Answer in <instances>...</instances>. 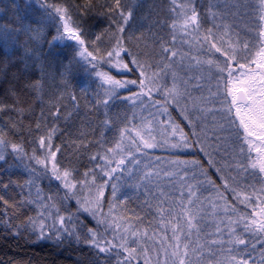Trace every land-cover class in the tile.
I'll return each instance as SVG.
<instances>
[{
	"label": "trees",
	"instance_id": "trees-1",
	"mask_svg": "<svg viewBox=\"0 0 264 264\" xmlns=\"http://www.w3.org/2000/svg\"><path fill=\"white\" fill-rule=\"evenodd\" d=\"M41 1L43 7L31 0H21L19 4L15 0H0V34L7 32L9 36L7 44L0 39V135L8 145L20 144L29 153L33 148H40L39 137H47L49 130L55 128L51 144L55 151L59 148L57 164L61 169H68L80 185L85 181V185L104 182L100 175L105 157L109 159L112 153L108 150L120 142L121 153H130L132 160L139 155L138 161L144 163L145 168L161 172L159 179L143 180L142 172L129 177L132 184L144 181L138 190L146 188V191L137 194L127 191L118 198L115 203L123 208L124 217L130 219L133 226L142 224L162 234L158 208L166 210L164 216L169 220L172 216L183 218L181 209L187 207L185 200L190 196L185 186L189 185L196 201L189 208L198 212L197 223L205 228V218H213L214 212L199 204L201 201L214 203L224 198L234 202L232 189L237 191V188L226 186L224 181L237 170L234 166L240 162L237 161L240 142L236 140V130L225 119L224 82L207 63L212 59L223 67L222 54L210 52V44L204 38L202 42L195 36L183 38L181 25L184 16L191 15V8H195L203 27L201 33H205L210 25V13L217 15L220 9V17L228 16L232 38L240 40L241 45L247 42L249 48L254 49L257 21L252 4L249 0H119L120 9L125 13L132 10V18L120 33L118 26L122 18L116 0ZM227 1L226 6L230 4L231 9L224 11ZM45 4L67 9L70 23L80 29L83 47L94 56L110 50L122 38L124 47L130 49L132 55L151 65L150 73H158L153 89L159 90L152 92L149 98L145 89L139 99H133V93L141 92L139 81L142 79L134 65L129 64L130 72L117 71L103 63L94 69L78 55L81 48L77 42L53 40L57 36L55 24L58 22L49 20L47 13L53 9ZM237 15L243 17L241 22ZM174 22L176 27L172 26ZM213 38L218 40L215 34ZM173 51L175 56H172ZM130 58L124 56L125 62ZM97 71L111 73L121 81L136 80L137 84L117 89L108 99L105 90L109 86L96 75ZM173 83L181 92L177 102L164 91ZM105 99H108L107 105L98 103ZM170 125L182 130L190 147L183 146L179 131L175 135L171 133ZM125 129L122 139L121 132ZM136 131L144 138L149 137V133L154 137L158 146L154 153L143 146ZM172 143L181 146L175 149ZM143 155L156 160L149 163L148 158L144 161L146 156ZM173 158L182 161L185 167H173ZM14 161L15 166L9 167ZM36 165L23 167L10 155L0 162V264H100L85 251L94 255L90 243H83L84 248L78 253L61 240L53 242L38 233L32 222H35L37 204L31 203L29 198L35 187L31 176L37 174ZM139 165L136 161L137 168ZM203 170L208 172L204 181L199 182V177L204 176ZM207 181L212 182L210 187L206 186ZM36 186L41 192L47 188L43 180H36ZM78 197L68 200L61 211L67 218L66 223L76 225V230L79 229L76 221L81 216H77ZM238 208L247 219L254 216L246 207ZM205 232L209 236L207 230ZM210 234L216 235L215 228L210 229ZM84 235L80 239H87Z\"/></svg>",
	"mask_w": 264,
	"mask_h": 264
},
{
	"label": "rangeland",
	"instance_id": "rangeland-1",
	"mask_svg": "<svg viewBox=\"0 0 264 264\" xmlns=\"http://www.w3.org/2000/svg\"><path fill=\"white\" fill-rule=\"evenodd\" d=\"M35 1V4H38L40 7H43L41 0H31ZM249 2L252 4V9L255 11V19L257 21V29L254 31L255 36H253L254 40H256L257 45L254 48V52H259L261 48H264V35H260L261 32H264V0H249ZM225 4L224 11L227 9H231L230 4ZM208 9L212 11L211 7L209 6ZM234 11L237 13L238 10L233 8ZM198 11V10H197ZM52 14L56 17V21L58 23L55 24L56 29L60 28L62 31V23L63 21L59 18V14L52 12ZM221 10L219 9L218 14L214 15L213 13H210L209 17V23L210 25L206 27V32H203L202 28L199 23V27L194 28L192 25H189L187 29L181 27V36L183 38H186V36L190 37H199V42H202V39L208 35V30H212V36L211 41L216 43L217 47H220L224 50H227L228 42L231 41L232 43H237L236 40L232 38V30L231 26L228 22L227 15H224L220 17ZM66 15V13H65ZM213 15V16H212ZM190 16V15H188ZM48 17V15H47ZM236 18L241 22L243 20V17L237 15ZM183 22V21H182ZM69 24L72 26L69 20ZM73 27V26H72ZM253 32V33H254ZM213 34L218 36V40L215 41L213 38ZM58 35V32H57ZM221 37H223V40H221ZM209 41H207L208 43ZM239 43H242L239 40ZM81 51V49H80ZM222 54V53H220ZM123 55V53H122ZM223 56V55H222ZM255 58V57H254ZM225 60V57H223ZM243 60H240V63L247 64L249 67L255 68V64H249V62H242ZM231 67L235 69L233 72V76H237L240 72V69L237 66L236 61L231 62ZM111 75V73H108ZM157 85V83H156ZM157 90L153 89L152 92H156ZM152 92L151 95H148V90L146 91V94L149 98H152ZM256 120L257 123L260 122L259 114H256ZM173 126L170 125L171 133L173 134ZM235 129V128H234ZM236 132V131H235ZM257 134L259 135V130H257ZM237 137V133H236ZM145 139H149V137H145ZM255 139V138H253ZM237 142H240L239 148L241 146H244L246 151L241 152L239 151L237 161L240 160L237 165L234 166V168H237V170L233 171L234 174L228 175L226 180L228 181V184L226 186L231 187L230 185H233V187L237 188L236 192H241L246 195H248L251 200L250 202L241 203L240 199H237L236 193L234 194V202L233 204L226 201L224 198H221L218 202H205L201 201L204 206H208L212 211L214 212L213 218H205L204 224L206 225V229L204 227H201L200 223L198 222L199 226V233L193 232L192 235V243L189 245V248H193L196 246V242L199 241L201 245H203L202 248L197 249V254H193L191 250L189 251V257L192 260V264H228V258L232 255H236L238 258L240 256H243L245 260L248 261V264H264V233L255 232V231H245V224L248 221H251L253 218L259 219V216H257V213L261 211V209H264V192L261 191L262 188H264V172L260 171V160L264 159V152L258 153L256 152V148L264 149V143H261L259 140H255L254 145L251 148L250 153L248 152V146L246 144H243L242 140L236 139ZM149 142L156 144V141L154 139H149ZM177 143H172V145ZM157 145V144H156ZM146 148L149 149L151 153H154L156 148ZM177 149V147H173ZM130 153L124 154L119 152L115 156L113 153L110 155L109 159H106L103 167H102V173L100 177H103V183H97L85 185H80V182H75L72 177H70V180L74 183H76V188L73 189L71 192L64 188L61 181L56 180L54 177L51 176L50 172V163H49V169L45 172L44 170H41L39 168H36L37 174L31 176V181L35 182L34 189L39 188V186H36V180H43V183L45 182V186H47L45 192H41L39 194V201L37 203V213L35 217V225L38 233L41 235V231H43L42 238L49 239L54 241H62L65 243V246L71 247L73 250L76 249V251L79 253L84 248L85 241L87 239H91V237L88 235V229H93L99 234V239L104 241L105 243L102 244V246H107L108 242H111L114 245H118L121 241V229H116L114 227H108L107 230H105V225L98 224L97 220L92 216L89 212L79 211L77 216H80V219L76 221V224L79 226V229L76 230L73 223H66L67 218L62 214V208H66L64 205H66L67 201L71 199H76L75 197H78V209L81 207V203L83 202L84 198L92 199L95 197L97 192V186L98 185H104L105 181H107L106 186L103 188V197L101 198V207H102V213L100 215L107 216L108 220L111 222L113 219H115L116 223H119L122 227L126 224H131L132 221L130 219L124 217L122 213V207L116 205V201L119 197L126 194L127 191H130L132 193L137 194L139 191H146V188L142 190H138L142 184H144V181L140 180L137 181L135 184H132V181L129 180V177L137 172H142L143 175L146 172L151 173L150 178H161V172L155 171L151 168H145V164L141 163V161H138L141 159L139 155L136 156V161L140 163L139 168L136 167V161L132 160V155L130 157ZM146 156L145 159H149V163L155 161L156 159L150 160V155H143ZM123 159L124 164H122L119 168H117L116 161ZM143 159V158H142ZM111 161V163H109ZM1 162V161H0ZM182 161H179V159H172L171 164L173 167H176L178 169H182L185 166L181 164ZM57 163V161H56ZM256 164V167L253 168L251 165ZM214 167V165H212ZM60 168V167H59ZM116 168V171L112 173L111 176H108L107 173L111 171V169ZM61 169V168H60ZM63 170V169H61ZM204 176L199 177V182H203L205 179V174L208 172L207 170L202 171ZM42 174V177H38L39 174ZM105 174V175H104ZM34 176H36L34 178ZM189 179H192V175ZM210 180V178H209ZM128 183L131 186L127 187L124 184ZM80 185V186H79ZM112 185H116V195L113 197L112 192L113 188ZM211 183L207 181L206 186L210 187ZM189 185L185 186V190L189 191L188 188ZM49 188V189H48ZM82 188V189H81ZM48 189V190H47ZM81 189V190H80ZM86 189V190H85ZM78 191V194L76 192ZM51 192L48 194V192ZM188 198L185 200V204L189 208L191 205L187 204ZM191 199L194 202L195 197L191 196ZM242 199V197H241ZM162 203V202H161ZM115 205L112 209V213L109 215V206ZM122 206V205H121ZM234 206V207H233ZM246 207V209H249L251 211L250 214H253L251 218L247 219L246 215L244 216L242 214V211L238 208ZM241 212V215H240ZM63 216L65 218L64 224L61 225L59 223V217ZM76 216V217H77ZM165 218V223L167 224L169 218L163 216ZM162 217V218H163ZM241 217H244L245 219H241ZM232 221V223H230ZM41 222H43V229H41L40 225ZM173 223L177 224L180 228H185V221L184 217L180 218L179 216ZM87 225L92 226L91 228L87 227ZM132 225V224H131ZM133 226V225H132ZM142 224H139V226L135 225L133 226V229H139L140 231L147 230L148 236L151 237L155 233V239H148V237L144 238L143 243L147 245V255L149 258V264H164L165 260V254L163 250L160 247V239L161 234L156 233L157 230H149L146 229L144 226L142 227ZM64 228L68 229V232L63 231ZM215 228V236L210 234V229ZM230 229H235V234L239 236L241 239L245 241L244 245H238L235 243H229L230 240H232V233ZM207 230L209 236L205 232ZM163 234L167 235L169 242H172V232H171V225L168 224L167 227H163ZM71 233V235L69 234ZM82 234H85L84 236L87 239H77V235L81 237ZM131 237H129V246H135L131 244ZM182 243H186L187 239L185 237H181ZM92 245V244H91ZM90 250L93 251L94 255L88 251L85 250L86 253L89 255L90 258L95 259V262L98 261L100 264H117V261H123L124 256L126 253H123L122 249L119 248H113L111 252L108 253H101L96 249L93 245L90 247ZM231 250V251H230ZM141 249L137 248V252L140 253ZM119 253V255L117 254ZM187 260V258H186ZM145 257L143 255H138L136 260L133 262V264H144ZM172 257L169 254L168 256V264H171Z\"/></svg>",
	"mask_w": 264,
	"mask_h": 264
},
{
	"label": "snow or ice",
	"instance_id": "snow-or-ice-1",
	"mask_svg": "<svg viewBox=\"0 0 264 264\" xmlns=\"http://www.w3.org/2000/svg\"><path fill=\"white\" fill-rule=\"evenodd\" d=\"M45 7H51L53 9V12L58 13L59 18L63 21L62 31L60 28H57L58 35L53 37V40L77 42L78 46L81 48V51L78 53V55L81 58L87 60L94 69L98 68L100 64L103 63L110 65L111 69H115L121 72H130L132 69L129 68V64L134 65L137 69L140 70L139 74L142 79L139 81V86L141 92L139 94L133 93V96L131 98L139 99L144 94L145 89L148 90V95H151V92L156 85V77L158 73H150L151 65L140 62L134 55H132L130 49L124 47L122 38L118 39L115 46H113L110 50H107L102 54L98 52L97 55L94 56L93 53L88 52L87 49L83 47L84 40L80 35V29L74 28L69 24V20L71 18L65 15L67 9L61 8L57 5L48 6L46 4ZM116 7L117 9H120L119 0H116ZM47 15L49 20L56 19L52 12L47 13ZM120 16L122 18V24L118 26V31L120 33H123L124 25H127L129 23V20L132 18V10L129 9L127 13H125L123 9H120ZM189 25H192L197 29L199 27L198 14L195 8H191L190 16H184L181 27L186 30ZM172 26L176 27L177 25L174 22ZM260 35H264V32H261ZM211 36L212 30L209 29L208 35L204 37L206 41H209V51L211 52L212 50H214L215 53H222L223 57H225L223 67H221L218 61H214L212 59H209L207 61V63L211 67L216 69L220 79L224 82L223 95L225 99L223 111L226 113L225 119L235 128L237 138L242 140L243 144H246L248 146V152L250 153L255 140H259L261 143H264V48H261L259 52H254V49L249 48L247 42H244L241 45L239 41H237V43L235 44L229 41L227 50H224L220 47H217L216 43L211 41ZM0 39H2L5 44H7L9 41L8 33L4 32L0 34ZM221 40H223V37H221ZM175 55L176 52L173 51L172 56ZM124 56H130L131 58L128 62H125ZM240 60L248 61L249 64H255V68L249 67L247 64L240 63ZM232 61H236L237 66L240 69L239 74L235 77L233 76V72L235 71V69L231 67ZM225 72L227 73V76H224ZM96 75L100 76L102 80L109 86L105 90L108 95V99H111L112 96L115 95L117 89L127 87L130 84H137L136 80L121 81L115 79V77L109 75L108 73H102L99 71L96 72ZM173 76L175 79V74H173ZM156 90L159 89L157 88ZM164 91L166 96H171L173 102H177V98L181 95V92L175 83H173V86L171 88H167ZM73 99H75V97H73ZM108 99L98 101V103L102 102L107 105ZM157 103H159V101H157ZM165 111H167L166 108ZM57 112H59V109H57ZM257 113L259 114V123H257V120L255 118ZM189 123H191V121H189ZM12 127L15 128V125H13ZM39 127L40 126L38 124L37 128ZM257 130H259V135L257 134ZM55 131L56 129L53 128L49 130L47 137H39L38 147L45 150V155L39 157L36 155L35 150H33V154L29 156L28 159L34 160L37 165H43L45 170L49 169V163L51 162V176L56 180L61 181L64 188L71 192L76 188V183L70 180L72 173L68 169L61 170L56 163V152L59 151V148H57L56 151L52 150L51 139ZM126 131L127 129L121 132L122 139L124 137V132ZM178 131L180 141L184 142L183 146L190 147L191 145L187 143L186 135L182 132V130H179L178 126H173V134H177ZM136 135L140 138V141L145 148L150 149L157 146L156 144L149 142V139H154V137H151L150 133L149 139H145L139 131H136ZM133 143H135V141H133ZM172 146L180 147L181 144L177 143ZM8 147L9 145L4 140L3 136L0 135V160H4V152ZM10 147L18 156H27V153L24 151L22 145L11 144ZM122 150L123 149L121 147V143L117 142L115 147L113 149H109L108 151L113 153V155L115 156ZM255 150L258 153L264 152V149L261 148H256ZM240 151L245 152V147L241 146ZM105 159L107 158L105 157ZM109 163H111V161H109ZM183 163H191L195 165L198 162L184 161ZM116 164L117 168H119L122 164H124V160L120 159L116 161ZM251 166L255 168L256 164H252ZM115 171L116 168H113L110 172L107 173V175L111 176ZM217 171H219V169H217ZM260 171L264 172V159L260 160ZM85 176H87V173L85 174ZM150 177L151 173L146 172L142 179L149 180ZM92 182H95V176L92 177ZM29 183H31V181H29ZM85 183H87V181L82 182V187ZM209 183L212 182L209 181ZM224 183L225 185H227L228 181L225 180ZM106 184L107 181H105L104 185L97 186V192L94 198H84L78 211L91 213L92 216L97 220L98 224L105 225V230H107L108 227L121 229V241L118 245H114L111 242H108L107 246H102V244H104L105 242L99 239V234L93 229H88V235L91 237V239H88L85 242L92 244L101 253L111 252L113 248L122 249L123 253H126V255L124 256L123 261H117V264H133L138 255H143L145 257L144 264H149L147 245H145L143 241L145 237H148V239H155V233L153 234V236L149 237L147 230H134L131 224H126L122 227L119 223H116L115 219L110 222L107 216L100 215L102 213L101 198L104 195L103 188L106 186ZM112 188V195L113 197H115L117 190L116 185H112ZM232 191L236 193L237 199H240L241 203L250 202L251 198L248 195L241 192H236V189H232ZM261 191L264 192V188H262ZM189 192L190 198L188 199L187 204L191 205L193 203L191 196H194L195 193H192L191 189H189ZM78 203H80V201H78ZM113 207H115V205L109 206V215L112 213ZM158 211L160 212L161 217H163L166 210L161 207L158 208ZM181 211L184 215L186 230L185 228H180L177 224L172 222L176 219L175 216H172V219L168 220L167 224L165 223V220L163 218L160 220V224L162 227L166 228L167 225L170 224L172 232V242H169L167 235H164L163 233L161 234L160 247L165 254L164 264H168L169 254L172 257L171 264H192V260L189 257V251L191 250L193 254H197V249L203 247V245H201L199 241H197L195 247L191 249L189 248V245L192 243L193 232L197 234L199 233V226L197 223L198 212L188 207H183ZM257 216H259V219L253 218L251 221H248L245 224V231L264 233V209H261V211L257 213ZM68 219L71 220L72 217L69 216ZM241 219L243 220L245 218L241 217ZM64 220L65 218L63 216L59 217V223L61 225L64 224ZM32 222L35 223L34 221ZM230 223H232V221H230ZM43 226V222H41V229H43ZM63 231L68 232V229L64 228ZM230 231L233 238L229 241V243H235L238 245L245 244V241L235 234V229H230ZM43 234V231H41V236H43ZM69 234L71 235V233ZM182 236L187 239L186 243H182ZM129 237L133 238L131 239V244L135 246H129ZM77 239H80L79 235H77ZM137 248L141 249L140 253L137 252ZM117 254L119 255V253ZM228 264H248V261L245 260L243 256H240L238 258L236 255H232L228 258Z\"/></svg>",
	"mask_w": 264,
	"mask_h": 264
},
{
	"label": "bare ground",
	"instance_id": "bare-ground-1",
	"mask_svg": "<svg viewBox=\"0 0 264 264\" xmlns=\"http://www.w3.org/2000/svg\"><path fill=\"white\" fill-rule=\"evenodd\" d=\"M7 1H8V0H7ZM15 1H16L17 4H19V3L21 2V0H15ZM23 1H28V0H23ZM33 2L35 3V1H33ZM41 2H42V1H41ZM37 148H38V147H37ZM33 150H35V148H33ZM33 150H31L29 153H28L26 150H24V151L27 153V156L20 157V156H18L15 152H13V150L11 149V147H10V145H9V147L7 148V150L4 152V157H5L4 160H6V159L8 158V156L10 155V157L15 158V159L17 160V163H19V164L22 165L23 167H24V166H25V167H28V164H35V165H36V163H35L34 160H30V159H28V157L31 156V155L33 154ZM52 150L55 151L54 149H52ZM35 153H36L37 156L42 157V156L45 155V150L42 149V148H39V149H36V150H35ZM4 160H0L1 163H2ZM14 166H15V161L9 165V167H11V168L14 167ZM36 166H38L39 169L44 170L45 172L47 171V170H45V168H44L43 165H36ZM32 168H33V167H32ZM34 169H35V166H34ZM36 170H37V169H36ZM44 183H45V182H44ZM32 190H33V189H32ZM39 194H41L40 189H34V190H33V196L30 194V197H29L31 203H33V204H37V203H38V201L40 200V199H39Z\"/></svg>",
	"mask_w": 264,
	"mask_h": 264
}]
</instances>
